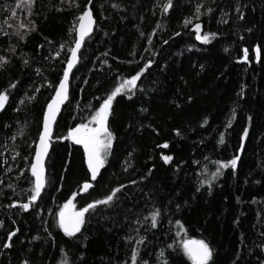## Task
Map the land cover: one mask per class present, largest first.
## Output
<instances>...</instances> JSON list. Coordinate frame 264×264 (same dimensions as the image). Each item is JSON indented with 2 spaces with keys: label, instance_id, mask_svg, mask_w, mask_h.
I'll list each match as a JSON object with an SVG mask.
<instances>
[{
  "label": "trees",
  "instance_id": "16d2710c",
  "mask_svg": "<svg viewBox=\"0 0 264 264\" xmlns=\"http://www.w3.org/2000/svg\"><path fill=\"white\" fill-rule=\"evenodd\" d=\"M166 2L93 0L89 5L95 25L53 127L47 185L38 206L21 212L6 205L25 203L30 195L25 190L31 185L21 171L31 178L28 161L41 131L43 109L54 92L49 85L62 78L75 36L69 35V28L77 24L74 17L87 0H78L79 9L61 0H34L30 14L25 0H0V31L9 33L0 34V56L9 59L6 70L0 71V91L17 83L0 111V264H59L61 249L68 264H130L132 245L126 237L135 236L130 229L137 227L145 238L138 260L148 264H158L161 250L168 264H190L176 247L184 236L210 246L209 264L264 260L258 247L264 244V0H171L164 14ZM198 4L202 13L213 11L197 20ZM238 6L243 20L238 19ZM189 18L192 23L185 26ZM8 23L29 29L34 24L35 30L19 40L11 35L16 27ZM196 23L201 24V35L209 34L207 44L196 39ZM148 61L151 67L137 80L131 99L114 98L107 121L113 146L91 181L93 188L80 193L82 184L90 181L84 155L61 138ZM32 94V103L14 110L20 99ZM245 128L248 135L241 148ZM164 155L173 159L165 164ZM237 155L235 171L222 169L211 185L200 184L211 179L217 161ZM122 184L126 187L117 193L116 204L86 213L75 238L64 237L55 227V213L72 193H79L74 198L78 210ZM153 210L159 212L156 228L150 227V220L144 226L131 223ZM177 221L184 228L180 237ZM13 230L12 246L3 249Z\"/></svg>",
  "mask_w": 264,
  "mask_h": 264
},
{
  "label": "snow or ice",
  "instance_id": "6c2138e0",
  "mask_svg": "<svg viewBox=\"0 0 264 264\" xmlns=\"http://www.w3.org/2000/svg\"><path fill=\"white\" fill-rule=\"evenodd\" d=\"M25 3L28 5L29 14L31 13V7L34 3V0H25ZM61 3H67L69 7L80 8L78 0H61ZM93 4V0H87V3L84 5L82 11L79 12L78 15L74 17L75 21H78V24H74L71 28H69V35L75 32L74 36V46L70 47L68 51L70 55L66 58L67 66L63 68V76L59 79V83L57 85H49V87H53L54 94L51 96L50 100L46 102V106L42 112V130L38 135V143L35 144L34 151L35 155L32 157L28 163L30 164V179L26 175V173L22 170L21 176H24L25 179L28 180V183L31 185L29 189L25 191L30 192V195L27 197V202L25 203H15L6 205L8 208H16L19 207L21 212H28L30 207L38 206V198L42 196V190L46 188L47 185V177L45 172V157L49 153V144L51 137L53 135L52 127L53 123L57 119V114L61 110V105L68 99L69 96V74L72 71L73 67L78 63V53L81 52L82 44L85 41L86 37H90V33L93 31L94 17H93V8H90L89 5ZM19 6V5H18ZM113 8H118L119 5L112 4ZM159 6V5H158ZM171 7V0H167L166 3L162 6V12L167 14L169 8ZM202 5H197L195 8V18L198 20L202 14H208L213 10L208 8L204 13L201 12ZM60 11V8L56 9ZM236 11L239 13L238 19H244V13L241 11L238 6ZM13 15L15 12L13 11ZM227 22V21H225ZM7 23V21L5 22ZM29 23H32L29 21ZM192 23V19L189 18L185 21V26ZM8 27H16V31L11 33V35H15L19 40H24L25 36L29 31L35 30V25L33 24L32 28L29 29L27 25L19 24L14 26L8 23ZM159 27V25H158ZM20 29H24L21 31ZM193 30L196 32V39L202 43L207 44L209 42V34L205 33L204 35L200 34L201 24L196 23L193 26ZM251 31V29H247ZM0 34L8 35L9 33L0 31ZM180 33H176L179 35ZM214 35V34H212ZM243 39V37H241ZM150 42V40H149ZM167 43V41H164ZM39 47V46H38ZM63 48V45H61ZM258 53L261 49H255ZM14 53L15 49H11ZM227 51V50H226ZM244 59L247 62L248 58V49H244ZM82 54V53H81ZM59 55V53H57ZM239 62V61H237ZM9 64V59L0 56V71L6 70V65ZM24 65H28V61H23ZM152 61H148L144 64L143 67L136 72L135 75H132L130 78L124 79L122 82L118 83V86L114 88L106 98L102 99V102L98 107H94V110L90 113L89 117L85 122H81L75 125V127L70 128L67 136L61 139H66L71 141L75 145H79L83 148L84 155V163L87 165V171L90 173V181L86 180L82 186L80 187V193H87L89 189L93 188V184L91 181H95L97 179L100 170L105 166V161L109 150L113 146V133L109 131L107 126V121L111 114V110L113 108V100L118 95H124L128 99H131V93L133 89L137 87V80L142 76V74L151 67ZM39 74V69L36 70ZM17 87V83L13 82L8 85V88L0 91V111L5 110V104L9 101V94L12 89ZM40 89L36 88L35 92H39ZM36 99L35 94L25 95L22 99H20L19 104L17 106L18 110L19 105H24L27 103H32ZM251 119V118H249ZM206 122V121H205ZM231 126L230 124L228 125ZM248 135V128L244 129L243 135L241 136V148L244 147V139ZM224 142V133H220V143ZM162 147H167V144L162 145ZM131 155V154H130ZM15 159V157H13ZM173 159L172 156L164 155L162 156V160L165 164H168L169 161ZM240 159V156H234L232 159L224 162L217 161V170L211 173V179L208 181L201 180L200 184L208 183L211 185L213 180L221 174L222 169H227L231 167L234 171L237 168V162ZM127 170V169H125ZM151 169H149V172ZM19 179V177H18ZM131 184H135L136 181H130ZM11 187V186H10ZM126 185H119L111 189V191L105 195L102 199H95L92 202L87 203L85 206L76 209V205L74 203V198L79 194L78 192L72 193V196L63 203L59 211L55 213V227L59 229V231L63 234L64 237L67 238H75L78 233L81 232L82 225L86 221V213L94 212L98 206H104L105 208L113 207L118 200L117 193L121 191V189L125 188ZM59 189H57L58 191ZM200 191V188L196 189ZM131 211V209H129ZM159 212L157 210H153L149 216H144L143 220L137 218L134 221H131L132 224H136L139 226H144L146 221L150 220V227L152 229L157 227V217ZM178 231L176 233L177 237L181 236V233L184 232V228L180 225V222L177 221ZM3 227V221H0V228ZM147 230V229H146ZM48 231V229H45ZM130 231H134L136 233L135 236L128 235L126 237V243L131 244V254H130V264H148V261H140L138 260V255L140 252V245L145 244L144 236L140 235V227L135 229H130ZM264 235V234H262ZM16 236V231H9L7 234V239L3 242L2 248L9 249L12 246L13 237ZM36 239V237H33ZM168 248H173L172 244L167 245ZM176 247L183 253V256L186 257L190 264H209V262L213 259V252L210 246L204 241L200 239H189L186 236L182 237L177 241ZM261 251L264 252V244L259 245ZM62 259L59 261V264H68L67 257L64 255V249H61ZM157 261L158 264H168L167 260L164 258V251L161 250L157 253ZM22 264H27V262H22ZM261 264H264V260L261 261Z\"/></svg>",
  "mask_w": 264,
  "mask_h": 264
},
{
  "label": "water",
  "instance_id": "95a60500",
  "mask_svg": "<svg viewBox=\"0 0 264 264\" xmlns=\"http://www.w3.org/2000/svg\"><path fill=\"white\" fill-rule=\"evenodd\" d=\"M94 17V16H93ZM94 25H95V20H94V24H93V29H94ZM93 32V31H92ZM92 35V33H90V36ZM89 39V37H86L85 38V41H84V43L82 44V48H81V52H82V50H83V47H84V44L86 43V41ZM73 46H74V44H73ZM81 52L80 53H78V63H79V60H80V54H81ZM70 55V54H69ZM78 63L73 67V69H72V71L70 72V74H69V88H70V80H71V77H72V74H73V72L75 71V69H76V67L78 66ZM67 66V64L65 63V65H64V67H66ZM62 76H63V74H62ZM53 94H54V92H53ZM52 94V95H53ZM69 97V96H68ZM68 100V99H67ZM67 100L64 102V104H62L61 105V109H62V107L66 104V102H67ZM61 111V110H60ZM59 113L60 112H58V114H57V118H58V115H59ZM57 120V119H56ZM43 121V120H42ZM56 122V121H55ZM55 122L53 123V127H54V124H55ZM53 127H52V132H53ZM41 130H42V125H41ZM69 131V130H68ZM68 133V132H67ZM69 141V140H68ZM70 142V144L71 145H73V146H75V147H78V148H80L81 150H82V153H83V148L81 147V146H79V145H75V144H73L71 141H69ZM36 143H38V140H37V142ZM50 147H51V145L49 144V152H50ZM49 154V153H48ZM241 153H239V155H240ZM35 155V151H34V153H33V156ZM32 156V157H33ZM47 157H48V155L45 157V161L47 162ZM85 167H86V169H87V165L85 164ZM45 172H46V163H45ZM88 172V171H87ZM89 174V176H90V173H88ZM29 175H30V171H29ZM91 179V178H90ZM42 192H43V190H42ZM39 199V198H38Z\"/></svg>",
  "mask_w": 264,
  "mask_h": 264
}]
</instances>
